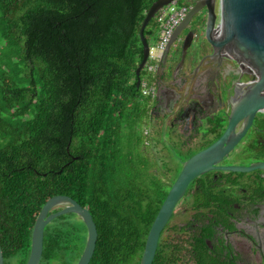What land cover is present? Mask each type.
<instances>
[{"label": "trees", "instance_id": "obj_1", "mask_svg": "<svg viewBox=\"0 0 264 264\" xmlns=\"http://www.w3.org/2000/svg\"><path fill=\"white\" fill-rule=\"evenodd\" d=\"M155 1L0 0L4 264L27 263L34 222L57 195L92 216L97 240L89 264H140L149 223L141 225L137 212L131 131L149 104L135 70L143 55L139 29ZM157 33L154 17L143 34L150 43ZM85 240L74 214L55 218L44 230L39 264H77ZM179 245L162 239L152 264H195Z\"/></svg>", "mask_w": 264, "mask_h": 264}, {"label": "flooded vegetation", "instance_id": "obj_2", "mask_svg": "<svg viewBox=\"0 0 264 264\" xmlns=\"http://www.w3.org/2000/svg\"><path fill=\"white\" fill-rule=\"evenodd\" d=\"M204 19L202 9L172 44L156 72L155 97L140 113L133 174L140 224L149 229L185 164L209 151L234 122L231 111L253 79L198 35ZM190 32L198 48L191 45L182 59ZM241 116L234 122L241 137L204 155L200 165L208 169L187 184L160 233L158 244L178 240L189 263L264 264V168L231 170L264 164V111Z\"/></svg>", "mask_w": 264, "mask_h": 264}, {"label": "water", "instance_id": "obj_3", "mask_svg": "<svg viewBox=\"0 0 264 264\" xmlns=\"http://www.w3.org/2000/svg\"><path fill=\"white\" fill-rule=\"evenodd\" d=\"M172 1L156 0L151 4L142 21L139 37L143 47V55L135 70L137 87H139L140 74L148 55V42L144 37L143 31L156 13L168 6ZM202 9L206 10L205 28L204 30L200 28L198 35L204 34L205 41L213 49L219 53L231 55L242 69H246L253 76L252 81L244 86L242 100L231 111L235 120L242 117L241 115L251 118L255 112L264 111V0H197L175 29L172 39L165 50L163 61L167 58L172 44L178 40L180 33ZM192 38L193 33L190 32L183 41L182 59L186 50L191 45L196 44V42L192 43ZM196 48H198L197 44L194 47L195 51ZM234 122L229 125L221 139L209 151L194 156L185 164L147 233L140 264L153 263L160 233L169 220L173 207L183 195L187 184L196 175L208 169L200 165L204 155L220 151L229 137L237 139L243 134H235ZM254 168H264V164H257L248 168L233 167L231 170L249 171ZM55 207L62 208L50 213ZM66 214H74L86 227L85 245L77 264H89L96 246V226L89 210L66 195L53 196L42 206L32 227L30 252L26 264H39L42 257L45 228L55 218ZM0 264H4L1 246Z\"/></svg>", "mask_w": 264, "mask_h": 264}, {"label": "built area", "instance_id": "obj_4", "mask_svg": "<svg viewBox=\"0 0 264 264\" xmlns=\"http://www.w3.org/2000/svg\"><path fill=\"white\" fill-rule=\"evenodd\" d=\"M190 8L191 6L186 3L181 4L180 0H173L155 15L158 33L156 39L148 43V55L143 67L144 78H141L139 83L142 98L148 99L149 102L155 97L156 72L163 61L165 50L172 39L175 29Z\"/></svg>", "mask_w": 264, "mask_h": 264}, {"label": "rangeland", "instance_id": "obj_5", "mask_svg": "<svg viewBox=\"0 0 264 264\" xmlns=\"http://www.w3.org/2000/svg\"><path fill=\"white\" fill-rule=\"evenodd\" d=\"M199 30L200 29H198L196 32L198 33ZM141 78H144V75L143 76L141 75ZM139 118H140V114H139V117L137 118L136 122L132 126V131L131 132L133 133V136L134 137H137L141 133V131H140V124H139ZM134 142H135V138H134Z\"/></svg>", "mask_w": 264, "mask_h": 264}]
</instances>
